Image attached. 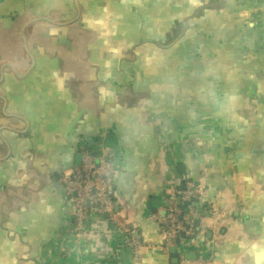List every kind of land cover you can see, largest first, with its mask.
<instances>
[{"label": "crops", "instance_id": "0c3cea01", "mask_svg": "<svg viewBox=\"0 0 264 264\" xmlns=\"http://www.w3.org/2000/svg\"><path fill=\"white\" fill-rule=\"evenodd\" d=\"M33 1L0 0V79L5 64L25 76L6 68L0 84L7 101L5 109L0 99V264H18L11 253L18 246L29 264H65L63 237L74 225L73 206L54 177L79 165L81 146L99 155L113 153L117 213L139 230L142 241L157 246L134 258L128 241L103 233V219L96 217V236L83 244L84 258L78 254L84 264H113L114 254L118 264H264V0H217V91L192 98L203 105L202 113L188 107L151 112L146 126L124 116L123 128L105 126L101 133L91 129L94 111L71 99L72 88L54 90L56 84L43 83L47 59L29 37L34 25L27 31L34 70L27 75L32 60L23 43V52L13 56L14 36L31 20ZM175 89L180 88H155L141 101L150 108L166 105L168 99L157 98H171ZM85 108L91 111L69 131ZM188 182L203 184L207 201L233 213L218 233L208 220L197 221L204 234L185 238L167 255L159 247L163 237L155 217L166 216L174 190ZM44 244L54 250L47 253ZM67 251L73 253L69 264H77L76 252Z\"/></svg>", "mask_w": 264, "mask_h": 264}, {"label": "trees", "instance_id": "16d2710c", "mask_svg": "<svg viewBox=\"0 0 264 264\" xmlns=\"http://www.w3.org/2000/svg\"><path fill=\"white\" fill-rule=\"evenodd\" d=\"M177 1L172 0L171 3L168 0H79L83 14L77 23L64 28H55L44 22L34 25L29 37L34 39L33 43H36L35 47L40 55L47 59V67L41 70L40 77L43 76V83L48 88L56 84V87H53L54 90L72 88L71 99L78 103L82 102L81 106L90 107L94 111L91 129L99 133L105 129V126L116 132L119 128H123L124 116L141 119L139 123L146 126L149 124L151 112L158 114L162 111L164 114L169 108L178 111L181 107H188L189 110L202 113L203 105L195 104L192 98L204 96L209 98L213 95V89L217 91V19L210 23L211 26L201 27L187 34L177 45L169 49L162 50L149 44L138 50L139 54L153 53V59L148 63H153L154 74H149V77L152 76L156 81H161L165 77H179L188 81L186 87L173 90L171 98L164 96L157 98L168 99V104H160L157 108H150V104H147L145 107L139 99L133 102L134 97L131 98L132 100H126L123 97L121 91L127 89L131 92L132 88H110L102 84L109 79L112 72H117L120 62L130 60L128 58H131L133 49L144 39H154L162 45L171 43L172 38L179 33L176 34L172 26L165 31L166 22L168 23V18H171L170 23L173 22V25L180 22L181 19L176 17L177 13L173 10V4L187 0ZM170 5V10L166 11ZM35 12L36 15H34ZM32 14L34 18L47 16L56 21L65 22L71 19L72 15L76 17L77 11L73 0H36L33 1L32 9L29 10V15ZM29 19L32 17L30 16ZM141 27L146 35L144 39L141 38ZM18 44L22 53L21 41ZM13 56L15 58L17 56L14 51ZM98 57L101 62L95 63L94 58ZM121 59L124 60L121 61ZM92 65L96 69V74L99 73L97 77L103 78V80L95 78L100 88H91L94 84V74H92L94 70L89 72ZM103 70H106L107 74H103ZM86 88L90 89V95L86 94ZM136 90L140 92V88ZM148 93L145 91L146 95ZM107 104H110V109H105ZM102 107L109 115H105V111L102 112ZM80 110L78 108L77 112ZM26 111L29 113L27 108ZM106 116L109 122L106 121ZM87 130L89 129H84L82 134L89 136L91 131ZM2 146L0 141V154ZM117 178L116 174L115 187ZM114 200L118 202L117 192H114ZM200 203L202 201H193L186 204L184 208L197 206ZM95 236L89 239L93 240ZM184 239L181 236L176 245H183L186 242L183 241ZM44 249L48 253V250H54V247L52 249L51 244H44ZM24 252L25 249L22 246L11 250L18 264H29L21 255ZM50 255H53V251L47 256Z\"/></svg>", "mask_w": 264, "mask_h": 264}, {"label": "built area", "instance_id": "2783aa9c", "mask_svg": "<svg viewBox=\"0 0 264 264\" xmlns=\"http://www.w3.org/2000/svg\"><path fill=\"white\" fill-rule=\"evenodd\" d=\"M79 154L82 158L80 165L54 177V183L66 191L73 206L74 225L63 237V242L67 243L62 242L67 253L65 264L69 263L66 261L73 255L67 251L70 248L77 254V264H84L83 260L78 259V254L83 253V244L87 239L90 240L95 235L92 223L96 217L103 219V233L110 234L115 240L128 241L134 258L156 249L157 246L142 241L139 230L125 223L120 213H117L118 204L114 200L117 171L113 153L99 155L87 146H81ZM207 198L208 192L201 183L188 182L184 188L174 190L172 204L166 208V216L155 217L160 223L163 237L159 247L165 254H169L181 236L194 238L204 234L205 231L199 230L197 221L208 220L210 229L218 233L221 226L229 220L233 212L223 210L219 204L209 202ZM193 201L202 203L184 208ZM82 257L84 258L83 255ZM112 257L114 261H120L117 254Z\"/></svg>", "mask_w": 264, "mask_h": 264}, {"label": "flooded vegetation", "instance_id": "af4514ba", "mask_svg": "<svg viewBox=\"0 0 264 264\" xmlns=\"http://www.w3.org/2000/svg\"><path fill=\"white\" fill-rule=\"evenodd\" d=\"M168 1L172 3V0ZM173 6L174 12L177 13L176 17L178 19L180 18L181 20L175 25H173V22H171L170 24L166 22L165 31L168 30L169 26H172V29L176 30V34L177 32L179 33L172 38L171 43H169L170 45L172 44V42L174 43L176 39L180 38L175 44L177 45L187 34L198 28L211 26L210 23L217 19V0H187L186 2L184 1L182 3H174ZM170 7L171 5L166 9V11H169ZM201 15L205 16L208 20H205V22L202 23V21L199 19ZM193 19H195V21H191ZM142 28L143 27H141V38L144 39L146 38V35L144 33V29ZM152 40L146 38L141 41L138 46L133 49L131 58H128L131 61L125 60L124 62L119 63V66H117V72L114 71L116 75L114 74L115 76L113 75L112 78H109L105 82H102V84H113L115 88H121V86H123L122 88H127L129 86L128 88H132V93L126 89L121 91L123 95L127 93L129 95H132V97L134 98L138 97L140 102H142L141 100L143 98V94H145V91L149 92L150 90L159 88L157 87V84L154 82V80H152V76L149 77V74H152L154 72L150 70L152 64L148 63V61L153 59V53H138V50L148 46L149 44H153L151 43ZM11 46H13L12 43ZM122 60L124 59H121V61ZM136 71L138 72V79L135 74ZM120 74L125 75L128 78L130 77L129 81L122 83L118 79H116V77ZM162 80L165 82H162L161 84H164L163 86H165L166 88H168V86L170 88H173L174 85H176L175 88H184L185 86H187V81L179 77H165ZM166 84L168 85L166 86ZM135 87L140 88V92H137ZM135 90L136 93H134Z\"/></svg>", "mask_w": 264, "mask_h": 264}, {"label": "water", "instance_id": "95a60500", "mask_svg": "<svg viewBox=\"0 0 264 264\" xmlns=\"http://www.w3.org/2000/svg\"><path fill=\"white\" fill-rule=\"evenodd\" d=\"M74 3H75V5H76V9H77V16H76L74 19H72V20H70V21H68V22H57V21H54V20H52V19H50V18H47V17H39V18H33V19H31V20L28 21V22L24 25V27L22 28V30H21V37H22V40H23V44H24V46H25V50H26L27 54L29 55V57H30L31 60H32V66H31L30 70L27 72V75L30 74V73L34 70L35 65H36L35 58H34L32 52H31V50H30V48H29V45H28V38H27V31H28V29H29L30 27H32L33 25L38 24V23H41V22H44V23L46 22V23H49V24H51V25H53V26H55V27H59V28H64V27H67V26H70V25H72V24L77 23V22L82 18V14H83V12H82V8H81V4H80L79 0H74ZM179 39H180V38L176 39L175 42L172 43V44L170 45V47L174 46V45L177 43V41H178ZM6 68H11L12 70H14V72L17 74V76H18L19 78H24V77H25V76H22V75L17 71V69H16L14 66H12L11 64H5V65L3 66V68H2V74H1L0 84H1V83L4 81V79H5V76H4V70H5ZM0 99L3 100V102H4V108L6 109V106H7V101H6V99H5L4 97H2V96H0ZM90 111H91L90 108H85V109H83V110L78 114V116L74 119V121L70 124V126H69V131L73 130V129L78 125V123L80 122L81 118H82L86 113H88V112H90ZM80 159H82L81 156H79V165L81 164ZM0 160H1V159H0ZM198 222H199V221H198ZM174 251H175V248L172 250V252L174 253Z\"/></svg>", "mask_w": 264, "mask_h": 264}, {"label": "rangeland", "instance_id": "374dc122", "mask_svg": "<svg viewBox=\"0 0 264 264\" xmlns=\"http://www.w3.org/2000/svg\"><path fill=\"white\" fill-rule=\"evenodd\" d=\"M37 6V5H36ZM35 7V6H34ZM40 11V10H39ZM38 11V12H39ZM34 15H36V12L34 13ZM31 17H32V19L34 18V16H33V14L32 15H30ZM77 16V15H76ZM71 17V19H69L68 21H70V20H72V18L74 17L73 15L72 16H70ZM35 18H36V16H35ZM75 18V17H74ZM73 18V19H74ZM201 21H202V23L203 22H205V20L207 21L208 19H206V17L205 16H203V15H201V17L199 18ZM68 21H65V22H68ZM170 21H171V18H168V23L170 24ZM191 21H195V19H193V20H191ZM189 27H190V24H189ZM19 41H21V43H22V37H21V30H18V31H16V35L14 36V47H13V51H14V53H15V55H18V54H20L21 53V48H20V44H18V42ZM153 51V50H152ZM154 52V51H153ZM100 60V61H99ZM96 61H98V63H100L101 62V59L98 57V58H94V62L96 63ZM103 62V61H102ZM120 63H122V62H120ZM105 64H108V62H105ZM105 69V68H104ZM94 70V72H92V74H94L93 75V82H94V84L91 86V88H100L99 87V85H98V82L95 80V78H97V79H101V80H103V78L101 77V76H99V77H97L98 76V74L99 73H97L96 74V69L94 68L93 69ZM103 74H107V71L106 70H103ZM135 74H136V77L138 76V72L136 71L135 72ZM114 75V73L112 72L111 73V75H109V78H112V76ZM115 76V75H114ZM116 79H118L120 82H122V83H124V82H127V81H129V79H130V77L128 78L127 76H125V75H122V74H120V75H118L117 77H116ZM137 79H138V77H137ZM152 80H154V82L157 84V87H159V88H166L165 86H163L164 84H161V82L160 81H156L154 78H152ZM162 82H165V81H162ZM167 83V82H166ZM129 85H131V84H129ZM168 84H166V86H167ZM191 85V84H190ZM189 85V86H190ZM105 86H109L110 88H115L114 86H113V84H105ZM123 86H121V88H122ZM129 87V86H128ZM127 87V88H128ZM176 87V85H174L173 86V88H175ZM136 88V87H135ZM142 88V87H141ZM168 88H170L169 86H168ZM123 97L127 100V99H131L132 98V96H130L129 94H124L123 95ZM138 97H135V98H133V102L135 101V102H137L138 101ZM128 101H130V100H128ZM131 101V102H132ZM64 242H66L67 243V241H64ZM85 256L84 255V253H81V256ZM66 262H68V260L66 261ZM115 263L116 264H118V261L116 260L115 261ZM66 264H69V263H66ZM95 264V263H94Z\"/></svg>", "mask_w": 264, "mask_h": 264}]
</instances>
